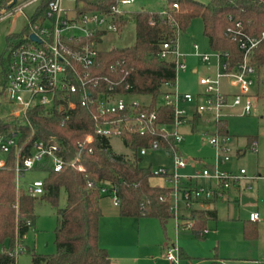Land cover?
Segmentation results:
<instances>
[{"label": "built area", "instance_id": "obj_1", "mask_svg": "<svg viewBox=\"0 0 264 264\" xmlns=\"http://www.w3.org/2000/svg\"><path fill=\"white\" fill-rule=\"evenodd\" d=\"M37 1H42L41 6H45L44 15H38V7L35 14L29 18L23 35L13 40L9 48V71L2 93L14 105L12 113L28 120L27 113L32 107L40 105L53 108L57 104L59 109L66 113L62 120L64 124L70 116L67 112L76 108L79 102L88 104L91 101L97 103V113L94 116V132L88 133L84 140L78 142L79 152L72 160L64 155L66 142L59 140L56 135L48 139L34 140L29 155L24 156V144L19 143L21 133L16 130L11 133L0 132V168H8L13 155L18 191L22 189V180L28 171L43 165L50 166L54 171H60L69 164L75 165L86 143H91L95 134L121 136L126 129L142 134L159 132L164 136L174 137L172 146L164 147L159 141H154L150 146L140 148V154H145L148 148L169 152L167 154L173 158V168L162 166L153 174L164 179L171 189V196L180 193L185 199L186 207L204 205L214 199H225L229 192L243 181L264 179L263 174L249 176L244 167H226L232 159L233 150L228 144V134L220 130L226 118L235 113L234 108L240 109V115L249 114L252 110L256 66L251 55L264 40V32L261 35L250 34L243 29L241 21L227 29L242 50V58L234 65L227 53L216 49L212 52L200 51L198 44L194 43V55L207 63L215 60V65L209 67V72L199 76L201 89L193 93L183 91L179 86L178 75L188 69L186 57L189 54L179 50L178 39L182 29L173 21V35L162 42L159 56L174 62L175 78L163 82L158 101V105L172 109V121L159 123V112L151 108V94H139L151 96V100L145 103L135 97L138 94L131 91V84L124 87L126 91L120 89L132 68L122 75L118 69L120 62L111 64L110 69L115 77L99 74L94 69L97 66L99 51L103 50L100 44L104 35L120 32L118 17L128 16L129 11L125 6L135 0H114L108 10L84 9V0H29L20 5H16L17 1L10 5V1L1 8L0 19L23 15L24 8ZM66 1H71L72 5L67 6ZM174 5L177 6V3ZM32 34L38 39L32 38ZM223 79L229 80L228 86L236 90H225ZM74 96L76 99H73ZM195 120L216 124L214 130L205 131V134L211 136L210 144L215 152L212 163H205L203 160L189 162L179 150L178 143L185 135L180 128L184 125L193 126ZM170 126H174V132L169 131ZM88 152H93V147L90 146ZM198 162L201 167H198ZM78 168L85 170L82 164H78ZM183 168L191 170L181 172ZM199 179L205 180L206 183H197ZM88 184L92 185V182ZM101 190L103 193H111L114 204L119 205L120 199L115 190H110L106 185ZM26 191L32 196L44 194V179L37 178L28 183ZM178 210L176 199L175 205L170 208L176 218ZM258 217L257 212L251 214L252 220H257ZM184 223L185 221L180 222L178 217L177 224ZM185 227L193 228V222H186ZM179 252V247L173 243L167 246L163 256L171 264H182Z\"/></svg>", "mask_w": 264, "mask_h": 264}, {"label": "trees", "instance_id": "obj_2", "mask_svg": "<svg viewBox=\"0 0 264 264\" xmlns=\"http://www.w3.org/2000/svg\"><path fill=\"white\" fill-rule=\"evenodd\" d=\"M9 1L11 0H0V9ZM84 1V9L108 10L114 0ZM44 11L45 6H40L38 15H44ZM128 16L136 23L135 42L128 46H114L99 51L94 69L99 74L115 77L110 69L111 64L119 61L118 69L122 75L132 68L120 89L126 91L124 87L131 84L133 93L151 94V108L159 112V123L172 121V109L158 105V101L163 82L175 78L174 62L159 56L162 42L173 35V21L185 30L192 18L201 16L212 48L227 53L232 65L240 61L242 50L227 29L241 21L243 29L250 34L261 35L264 32V0H166L161 10L129 11ZM128 16L119 15L120 31L128 22ZM21 35L9 34L8 49L12 41ZM251 59L256 66V95L264 98V77L260 76V71L264 68V40L252 52ZM9 64L8 56L2 59L4 85ZM96 104L95 101L88 104L79 102L76 108L67 112L70 116L64 124L62 120L66 113L57 104L53 108L34 106L28 110V120L24 119V123L17 124L0 119V132L19 131V143L25 147L24 156L29 155L34 140L48 139L56 135L59 140L66 142L64 155L72 160L79 152L78 142L84 140L88 133L94 132ZM220 130L225 134L229 133L225 121ZM121 137L132 150V157L114 153L110 137L95 134L93 141L86 143L75 165H66L60 171H54L48 165L35 168L45 173L43 179L46 191L40 196L57 206L60 191L64 188L67 202L58 209L56 253L33 254L34 264H114L108 249L100 244L99 239V221L102 216L100 200L104 195L101 188L104 185L116 191L120 199L118 206L121 215L156 217L163 224L167 222L171 216V189L166 185L151 183L153 171L139 165L141 158L138 150L150 146L154 141L170 147L174 144V137L164 136L159 132L142 134L127 129ZM255 141L251 138L252 143ZM90 146L93 147L91 153L88 152ZM14 164L11 155L8 168H0V244L10 241V245L0 251V264H16V234L19 238L23 237L34 223L35 201L39 197L30 195L24 189L17 196ZM78 164H82L85 170H79ZM195 212L196 229L204 228L207 219L216 216L211 210L200 209ZM244 230L247 238L258 236V226L252 221H244Z\"/></svg>", "mask_w": 264, "mask_h": 264}, {"label": "rangeland", "instance_id": "obj_3", "mask_svg": "<svg viewBox=\"0 0 264 264\" xmlns=\"http://www.w3.org/2000/svg\"><path fill=\"white\" fill-rule=\"evenodd\" d=\"M27 1L29 0H17L16 5ZM165 3L166 0H135L126 5L125 8L128 11L143 9L155 11L161 10ZM41 4L42 1L34 2L24 8L23 15L0 19V119L2 120H9L17 124L25 122L22 116H15L12 113L14 105L2 93L4 87L1 73L2 59L7 58L9 54V34L17 33L21 35L29 18L35 14ZM66 5H72V2L66 1ZM0 12H2L1 9ZM135 38L136 23L132 17L128 16V22L119 33L109 32L104 35L100 47L110 49L114 46H128L135 42ZM178 42L179 50L190 54L186 57L189 63L188 69L178 75L180 89L196 93L201 89L197 82L199 76L205 74L204 70L207 67L215 65V60L207 63L201 57L194 55V43L198 44L200 51H213L209 37L205 33V24L201 16L192 18L189 26L179 33ZM192 63L198 68L196 73L190 71ZM260 76L264 77V68L260 71ZM228 82L229 80L223 79V87L235 91V88L228 86ZM252 92L253 106L251 112L240 115L238 114L240 109L234 108L235 113L226 118L229 131L228 144L233 150L232 159L226 164V167H232L231 169L244 167L249 176L264 175V98H261L258 94L256 95L257 85L253 86ZM135 97L145 103L151 100V96L146 95L138 94ZM215 128V122L208 123L205 121L199 122L197 131L194 133L189 132L188 125L182 126L180 130L186 134L184 139L178 143V147L183 158L189 162L201 159L205 163H212L215 152L210 144L211 136L205 134V131L214 130ZM169 131L174 132V126H170ZM251 138L256 140V144L251 142ZM110 142L114 153L125 154L129 157L133 156L132 150L124 143L120 135H111ZM138 154L141 158L139 165L153 172L162 166L168 169L173 168L172 156L168 155L163 149L148 148L145 154H140V150H138ZM198 165V167L202 166L200 162H198ZM189 170L191 168H183L180 171L189 172ZM44 177L45 173L38 169L28 171L22 180V189L26 190L28 183ZM151 183L168 186L164 179L157 175L151 177ZM248 184H252L249 189L247 188ZM238 187L244 195H250L253 201L243 203L241 199L237 200L234 195L225 198L224 201L216 204L218 218L208 219L202 229L194 228L195 216L197 215L195 211L198 209L186 207L185 199L180 196V193L177 196L175 194L171 196L170 194L171 205L174 206L177 199L179 214L177 218L170 216L165 224L156 217L121 215L119 206L113 203V195L105 194L101 198L103 214L99 222L100 244L104 246L107 243H115L116 239L123 237L130 238L135 243L139 240L135 253L136 264H171L163 254L167 246L173 243L179 247L180 254L181 250L187 254V256L181 258L182 264H214V261L217 260L227 264L232 259L230 255L235 252L243 253L242 255L247 258L241 260L242 262L237 261L240 262L238 264H264V179L243 181ZM20 193H22L21 190H17V196ZM66 202L67 196L64 188L60 191L57 206L41 196L36 199L34 223L23 237L19 238L16 234L17 245L14 247L16 264H34L33 254L56 253L55 230L58 225V209L64 207ZM251 211H258L261 214L258 223V236L255 238H247L244 230V219L249 217ZM189 213L186 222H193V228L184 227L186 222L184 225L177 224L178 217L180 222H183L185 218L182 219V215H188ZM9 245V240L4 245L0 244V251ZM175 254H178L177 251ZM121 263L126 264V262Z\"/></svg>", "mask_w": 264, "mask_h": 264}, {"label": "crops", "instance_id": "obj_4", "mask_svg": "<svg viewBox=\"0 0 264 264\" xmlns=\"http://www.w3.org/2000/svg\"><path fill=\"white\" fill-rule=\"evenodd\" d=\"M189 55H187V56H189ZM188 65H189V63H188ZM190 68H191V70H190L191 73H196L198 71V68L193 63L190 65ZM207 70H208V72L210 71L209 67H207V69L204 70V73H206ZM198 85H199V83H198ZM225 90H229V89L225 88ZM226 121H227V119L225 120V122ZM199 122H200L199 120H195L194 123H193V126H191V127L188 126L189 132L194 133L195 131H197V126H198ZM241 153L243 154L244 151L241 152ZM199 160H201V159H199ZM259 179H263V178H259ZM197 183L203 184V183H206V182L203 179H199V180H197ZM248 186H251L252 187V184H248ZM105 194H108V193H104L103 197L105 196ZM109 194H111V193H109ZM232 195L236 196V199L237 200L238 199H241L243 201V203H247V202H252L253 201V198L250 195H248V196L247 195H244L242 193V191L240 190L239 187L233 188L229 192V194H228L227 197L228 198L229 197H232ZM243 196H245V199L243 198ZM224 200L225 199H214V200L205 202L204 205L195 204V206L191 207V209L194 208V209H198V210L205 209V210L214 211L216 213V216L215 217L208 218V219H217L218 218V211H217V208H216V204L219 203V202H222ZM100 203H101V200H100ZM113 203H114V200H113ZM114 205H116V204H114ZM254 212H257L259 214L258 211H251L250 214H249V217L247 219H244V220L252 221L253 223H256L257 226H258L259 220L261 218V214H259V217H258L257 220H252L251 219V214L254 213ZM189 215H190V213L188 215H182V219L185 218L183 220L186 222V219L188 218ZM171 216H173L172 213H171ZM142 217H144V216H142ZM138 219H141V218H138ZM142 219H144V218H142ZM260 235H261V229H260L259 239H260ZM138 245H139V240L135 243V242L131 241L130 238L129 239H126V237H123V238L116 239V242L115 243H107L104 246H105V248L107 247L109 249L108 251H109L110 257H111V259H112V261H113L114 264H122L121 262H126V264H133V262H134V264H136L137 258L135 256V253L137 251ZM242 254L243 253H237V252L233 253L232 255H230V256H232V257H230L232 259H230L227 264H238L240 262H237V261H241L243 259H247ZM183 256H187V254H185V252H182V250H181V258ZM214 264H226V263H223L221 260H217V261H214Z\"/></svg>", "mask_w": 264, "mask_h": 264}, {"label": "water", "instance_id": "obj_5", "mask_svg": "<svg viewBox=\"0 0 264 264\" xmlns=\"http://www.w3.org/2000/svg\"><path fill=\"white\" fill-rule=\"evenodd\" d=\"M17 0H12V2L10 3V5H13ZM32 38L34 39H38L34 34H32ZM169 154V152H167ZM243 198L245 199V196H243Z\"/></svg>", "mask_w": 264, "mask_h": 264}]
</instances>
